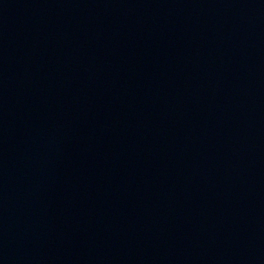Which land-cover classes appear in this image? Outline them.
I'll list each match as a JSON object with an SVG mask.
<instances>
[{"label": "water", "instance_id": "obj_1", "mask_svg": "<svg viewBox=\"0 0 264 264\" xmlns=\"http://www.w3.org/2000/svg\"><path fill=\"white\" fill-rule=\"evenodd\" d=\"M0 264H264V0H0Z\"/></svg>", "mask_w": 264, "mask_h": 264}]
</instances>
